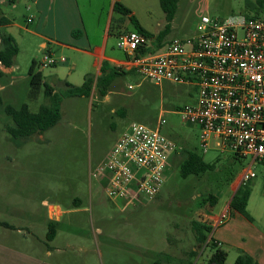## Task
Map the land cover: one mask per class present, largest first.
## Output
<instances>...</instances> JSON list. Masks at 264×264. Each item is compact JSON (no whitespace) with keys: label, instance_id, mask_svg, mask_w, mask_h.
<instances>
[{"label":"rangeland","instance_id":"374dc122","mask_svg":"<svg viewBox=\"0 0 264 264\" xmlns=\"http://www.w3.org/2000/svg\"><path fill=\"white\" fill-rule=\"evenodd\" d=\"M78 1L92 40L102 42L116 0ZM118 1L132 12L114 10L109 21L108 54L118 59L124 57L118 47L119 31L140 32L141 27L148 41L157 44L158 35L166 30L167 43L195 35L203 15L218 19L264 15V2L258 0H179L168 22L160 0ZM0 12L11 20L6 30L19 46L12 69L0 75V222L4 223H0V264H209L215 249L197 242L192 222L209 225V217L219 213L241 185L239 176L253 159L222 152L214 140L203 150L199 126L180 115L185 106L196 103L198 89L172 81L156 84L129 72L114 76L105 94L94 86L90 96H66V82L80 86L86 76L97 80L95 58L81 47L56 46L55 57L63 56L67 63L44 67L46 50L41 47L44 40L34 33L40 16L33 4L0 0ZM33 60L44 80L62 95V118L42 133L14 138L7 130L13 121L6 105L28 104L36 112L49 103L44 86L36 97L30 95ZM75 63L77 68L72 69ZM159 119L161 132L177 145L160 193L135 203L110 199L104 177L91 174L133 123L155 128ZM190 151L217 162V168L183 177L180 162ZM252 169L256 177L251 179L247 210L253 220L227 210V218L208 233V240L219 242L226 251L225 264H234L243 253L255 258L259 254L258 261L264 264V240L258 238L264 234V162L253 163ZM210 193L219 197L216 206H200L198 199ZM52 205L61 208L57 219L50 216ZM50 225L55 227L53 240L47 237Z\"/></svg>","mask_w":264,"mask_h":264},{"label":"built area","instance_id":"2783aa9c","mask_svg":"<svg viewBox=\"0 0 264 264\" xmlns=\"http://www.w3.org/2000/svg\"><path fill=\"white\" fill-rule=\"evenodd\" d=\"M118 47L127 54L129 69L142 77L198 89L196 103L185 106L180 115L199 126L204 151L214 140L222 152L264 162V15L225 19L203 15L195 35L172 39L157 49L142 32L125 31L118 35ZM65 60L49 53L41 65ZM160 126V119L155 128L133 123L91 174L104 177L110 199L135 203L160 193L177 149ZM253 163L240 174V184L256 177ZM226 218L227 207L212 220V229Z\"/></svg>","mask_w":264,"mask_h":264},{"label":"trees","instance_id":"16d2710c","mask_svg":"<svg viewBox=\"0 0 264 264\" xmlns=\"http://www.w3.org/2000/svg\"><path fill=\"white\" fill-rule=\"evenodd\" d=\"M161 5L166 12L168 22H171L177 10V4L179 0H160ZM264 0H258L259 4H262ZM113 10H118L124 14H131V10L125 7L118 0L114 2ZM132 19L133 16H131ZM11 23V20L0 12V63L5 67H12L14 59L19 52V46L15 38L6 30V26ZM169 26V23H168ZM140 32L145 30L139 27ZM81 30H74L73 34L77 35ZM166 30L162 31L157 37L156 49L161 48L166 43L163 42V36ZM146 33V32H145ZM37 62L33 60L30 69V95L36 97L40 88L44 86L45 96L48 98L49 103L41 105L38 111H31L28 104H23L20 108L8 104L5 107L6 113L11 117L13 124L7 125L8 132L14 138H28L35 133H42L49 128L55 126L62 118L61 104L62 95L55 91V87L44 80V76L40 70H37ZM101 74L97 80L91 76H86L82 85L76 86L69 82H66L67 90L66 96H90L94 86L98 88L100 94H105L114 76L122 74L117 68H108L105 63L101 67ZM3 72L0 70V75ZM2 98L0 96V104ZM235 156H237L235 154ZM171 160V159H170ZM181 174L183 177L189 175H201L206 172L214 171L217 168V162L205 161L203 156L195 151L187 152L184 159L180 162ZM251 181L249 180L242 183L230 201V211L243 214L249 220H253V217L247 210L248 201L251 195ZM200 206L209 204L215 207L219 201V197L213 193L201 196L198 199ZM4 224L3 222H0ZM6 225H8L6 223ZM192 226L196 231L197 242L200 244H211L215 249L214 253L209 259V264H225L227 253L223 250L217 242L208 240V233L212 230L210 225L201 224V222L193 221ZM55 236V227L50 225L47 237L49 240H53ZM192 256L196 255L193 250ZM160 264V263H156ZM234 264H261L257 258L252 255L243 253L240 254Z\"/></svg>","mask_w":264,"mask_h":264},{"label":"crops","instance_id":"0c3cea01","mask_svg":"<svg viewBox=\"0 0 264 264\" xmlns=\"http://www.w3.org/2000/svg\"><path fill=\"white\" fill-rule=\"evenodd\" d=\"M27 1L33 4V6L36 8V12L40 16V21H38V23L36 24L34 33L44 40L41 43V47L46 50V54L53 53L55 55L56 46L72 47V48L81 47L84 48L83 51H85L87 54L95 58L94 65L95 67L99 68L98 76L102 73L101 67L104 63L108 68L111 67L117 68L122 74L134 72L133 70L129 69L128 56L121 48L120 49L123 51V56H124L123 58L118 59L108 54L109 34L107 29L112 19V13L114 11L113 5L115 1H113L112 3V11H110L108 14V21L106 22L104 27L102 42H96L92 40V37L90 36V34L86 29L78 0H27ZM32 18L33 17L29 18V20L31 21ZM74 30H81V32L77 35H74L73 34ZM0 32H1V27H0ZM120 33H122V31H119V34ZM66 63H67V59L64 62L61 61L57 62L53 66H58V65L63 66ZM76 68H77V64L75 63L73 64L72 69H76ZM11 69L12 67H5L0 63V70L2 72H9ZM57 79L60 80L61 78L57 77ZM92 93H94V90L92 91ZM233 195L230 197L227 203L224 204L222 210H224L226 207L227 210H230L229 206ZM222 210L219 213L212 214L213 219L209 220L208 222L209 225L211 224L212 220L215 219L218 220ZM61 213H62L61 208L58 207L57 205H52L50 207L51 217L55 216V218L57 219L60 217ZM219 226L220 225H218L217 227ZM258 238L260 240H264V234H258ZM218 245L220 246V244ZM256 258L260 260V255L258 254ZM199 264H204V263L199 262Z\"/></svg>","mask_w":264,"mask_h":264}]
</instances>
